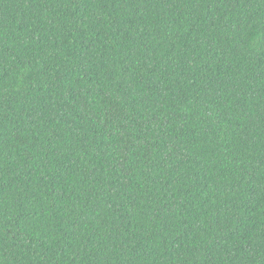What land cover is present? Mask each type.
Segmentation results:
<instances>
[{"label":"trees","instance_id":"trees-1","mask_svg":"<svg viewBox=\"0 0 264 264\" xmlns=\"http://www.w3.org/2000/svg\"><path fill=\"white\" fill-rule=\"evenodd\" d=\"M0 264H264V0H0Z\"/></svg>","mask_w":264,"mask_h":264}]
</instances>
